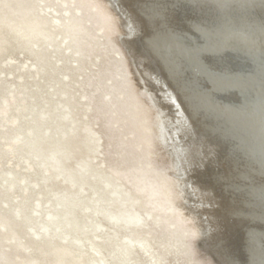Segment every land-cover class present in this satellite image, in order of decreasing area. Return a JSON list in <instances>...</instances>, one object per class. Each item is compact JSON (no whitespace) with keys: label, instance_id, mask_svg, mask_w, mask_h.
Masks as SVG:
<instances>
[{"label":"rangeland","instance_id":"1","mask_svg":"<svg viewBox=\"0 0 264 264\" xmlns=\"http://www.w3.org/2000/svg\"><path fill=\"white\" fill-rule=\"evenodd\" d=\"M124 3L133 12L128 1L124 0ZM19 4L22 10L33 7L35 15L46 20L53 39L49 43L41 40L29 45L23 39L19 38L18 42L9 37V47H21L23 53L10 51L1 57L0 78L4 81L6 92L26 91L32 110L51 114L48 125L53 127V141L66 139L75 151L78 150L73 163H87V171H82L81 167L74 171L79 177V186L85 185L88 191L79 193L76 189L74 195L79 205L78 219L92 226L89 229L92 238L102 242L111 237L109 250L118 248L119 254H123L125 246L129 245L130 250L123 254L126 264H215L209 257L207 260L201 258L197 250L187 248L189 230L182 231L176 246L161 260L155 257V249L146 251L141 248L142 243L150 238L168 240V232L175 226L172 220L168 222L166 212L140 209V205L148 199L150 186L160 181L161 177L169 180L180 177L189 185V208L200 218L205 235L202 249H206V244L215 234L213 229L219 225L218 231L233 236L232 244L240 249L244 230L255 225L244 220L228 221L222 214L226 205L221 191H213L199 174L200 162H207L212 176L225 173L224 151L216 140L197 134L192 124L189 128H183L177 109L170 110L160 99L161 91L156 92L147 83L145 78L151 71H158L159 76H163L144 46L137 53L132 51L133 45L127 40L129 30H124L122 23V20H127L122 5H114L121 20L119 17L110 18L104 11L111 7L108 0H20L11 9ZM70 21L81 26L76 37L79 40L77 48L74 47L73 35L69 36ZM143 53L144 59L140 61L138 58ZM38 57L46 61V71L36 75L34 64ZM137 72L142 76L140 80L136 78L139 75ZM162 80L165 81L164 78ZM139 86L151 92L152 104L155 109L162 111L164 121L168 124L169 148L173 150L176 147L182 151L180 176L170 167L171 159L166 157L165 148L161 147L164 138H161V142L157 138V149L156 136L152 137V133L155 122L156 125L159 123L158 117L150 106L141 105ZM200 142L205 145L202 148L205 153H201L199 162L193 153ZM205 157L207 161L203 162ZM161 160L168 171L161 169ZM62 179L61 175L52 183L56 185V192L61 194L67 191L68 185ZM1 184L3 179H0ZM197 184L202 188L208 186L209 191L206 190L203 196L209 202L197 203L199 189L196 191L193 188ZM98 209L103 218L101 223H98ZM99 224L103 226L97 228ZM130 240L132 243H129ZM7 244L5 239H0V248L9 258L11 255ZM74 244L85 250L89 247L87 241L83 245L78 241H74ZM34 250L27 247L20 254H30ZM236 257L241 261L245 259L240 252Z\"/></svg>","mask_w":264,"mask_h":264},{"label":"bare ground","instance_id":"2","mask_svg":"<svg viewBox=\"0 0 264 264\" xmlns=\"http://www.w3.org/2000/svg\"><path fill=\"white\" fill-rule=\"evenodd\" d=\"M11 1L13 2L12 4H10ZM95 1L99 2L101 0ZM108 1L111 7H108L107 10L104 9L108 13V16L112 19L119 17L122 20L121 15L114 8L115 3H120L124 9L123 12L127 16V20H122L124 30L127 28L133 32L134 37L138 36L139 24L141 25L142 23L137 16L138 14L130 12L126 8L124 0ZM215 1L218 4V11L220 12V15L217 16L219 18L217 21L215 18V21L207 22V24H200V22L194 20L191 22L197 35H200L202 39L210 40L209 44L205 46L207 47L206 51H213V54L220 56L221 53H224L225 49H229L245 54V56L255 57L257 63L261 59H264V20L257 13L253 14V16L249 15L250 9H246L248 8L246 4L251 1ZM226 1L235 2L237 7H227L228 9H225ZM19 2L20 0H0V60L1 57L7 55L10 51H21L23 53L21 47H9L11 41L9 37L18 40V42H20L19 38L23 39L22 41L29 42V45L37 44L41 40L43 43H49L53 39L52 33L47 29L46 20L35 15L36 12L33 11V7L22 10L19 4L11 9L14 3L18 4ZM141 3L159 6L155 2L142 1ZM159 7L162 9L164 2ZM234 11L241 12L244 15L242 17L239 13L234 15ZM80 29L81 26L79 27L74 21H70L68 32L69 36L73 35V43L76 48L79 47V40L76 37L80 33ZM184 36L188 37V39L190 38V40L197 39L192 31L180 29L171 33L158 31L156 34L147 36V39L150 48L167 63V67L171 65L174 67V65L178 64L172 60L173 58L167 48H171L174 52L176 50V40ZM175 52L179 53V51ZM200 52H202L201 49ZM125 53L127 54L126 51ZM187 56L200 69L201 67H208L212 76L213 73H216L217 70L213 69L211 65H204L202 61L197 63V57L194 58L191 52ZM142 57L141 55L140 58ZM5 64L9 65V63ZM34 67L36 68V75L43 74L46 71V61L38 57V61L34 64ZM171 71L169 68L170 76L172 75ZM236 73H239V71H236ZM248 73V71L241 72L238 77L237 75L232 78L229 77L232 82L226 80V83H222L220 77H214L212 89L204 90L201 93H196L192 90L190 97H195L196 100L202 101L203 103L201 102L200 105L206 101L204 105L207 111L213 110V114L222 115L224 125L230 128L233 133L235 132L234 138L237 140V146L248 151L245 156L250 155L253 158L250 163L251 169L254 168V170L257 171L258 169L260 171V168L264 165V104L260 105L258 104L260 101H256L254 104H249L245 108L241 107L242 109L239 108V110L232 112L229 108H222L215 101H212V99L214 100L213 96L216 91H226L228 88L238 92L247 91L258 97L264 96V84L261 87H256L253 82L249 81V77L253 78V75L249 74V77H243V75H247ZM141 77L140 74L136 75V78L139 80ZM148 77L153 78L160 85L164 82L162 80L163 77L159 76L158 71H151ZM172 78L175 79L174 76ZM255 79H252V81H255ZM139 89L138 94L140 95L141 105L144 107L150 106L156 118L158 117L159 123L156 125L155 122V127H153L155 135L152 133V137L156 136L157 149V138L160 139V142L164 138L162 142L163 146L161 147L165 148L166 157H170L171 159L172 164L170 167L179 173L180 176L182 174L180 169L183 167L180 168L182 151L180 152L176 147L173 150L169 148L168 124L164 121L162 111L155 109V106L151 102L152 94L146 87L139 86ZM161 93L167 99L177 100L175 99L174 90L171 88H162ZM27 95L28 93L23 90H10L6 92L4 81L0 78V179H3V184L0 185V226L2 227L0 239H5L8 242V253L11 255V257L7 258L8 256L0 248L1 263L126 264V257L123 254H127L130 250L129 245L125 246L123 254L121 252L119 254L118 248L109 250L108 246L111 244V237L106 238L102 242H97L90 235L91 231L89 229L92 226L82 223L78 219L77 211L79 205L76 202L74 193L76 189L79 193H86L88 189L85 185L79 186V177L74 170L77 169L78 171V168L81 167L82 171H87L89 167L86 166L87 163L85 162L73 163L78 150L76 149L75 151L66 139L60 142L53 141L51 129L53 127L48 125L52 117L51 114L38 113L32 110L26 97ZM15 109L18 111L15 112ZM44 125H46V129H41ZM149 130L151 131L152 128H149ZM70 132L72 133L73 130ZM213 158L215 157L213 156ZM160 166L162 167L161 169L168 171L164 167L162 160ZM247 166L246 164L242 166L234 164L233 168L227 166L225 173L221 174V179L226 182L225 186H228V188L242 187L241 189H244V191L246 189L250 199L245 197L242 202L247 204L248 209L255 205V202L252 201L253 197H255L257 206L260 205L264 209V202L261 199L256 200L258 196L264 195V180L254 181L252 179L246 181L247 183L239 182L241 180L239 179L240 177H243L245 180L249 178L246 175ZM235 168L238 170H234ZM168 174L172 175L170 172ZM61 175L63 176L62 180L68 183L67 191L62 194L56 192V185L52 184L53 180L61 177ZM166 183L167 185H165ZM164 185L165 188H163ZM188 186V183L180 177H175L171 180L161 177L160 181L152 183L147 194L148 199L140 205V209L166 212L169 216L168 222L172 220L175 226L174 229L168 232V240L150 238L142 243L141 248L146 251L155 249V257L161 260L173 246H176V242L179 241L182 231L189 230L190 235L187 238L189 242L187 248L197 250L201 258L207 260V257H209L215 264H226V260L217 258L218 252L215 246L219 239L215 241L212 247L209 245V249H202L200 246L205 235L200 218L189 208L191 193ZM193 188L196 191L200 190H198L200 196L197 203L203 204L209 202V199L203 196L207 192L208 186H205L204 189L197 184ZM35 189L38 190L35 191ZM173 194H175V197H173ZM96 211L98 212V223H101L103 220L101 218L102 214L99 209ZM231 214L236 216L234 211H231ZM263 215L264 212L263 214L262 212H258L255 215V219L263 217ZM213 217L216 218V216ZM137 219L141 220L139 217ZM219 223L217 224L219 225ZM101 226L103 225L99 224L96 227ZM255 227L248 228L249 236L246 245V249L249 250L248 261L246 259L243 261L236 260L237 258L231 255L228 257L229 262L227 263L264 264V230ZM74 241H78L82 245L84 241H87L89 247L86 250L78 248L74 244ZM129 243H132V241L130 240ZM27 247L35 249V252L24 255L20 254Z\"/></svg>","mask_w":264,"mask_h":264},{"label":"water","instance_id":"3","mask_svg":"<svg viewBox=\"0 0 264 264\" xmlns=\"http://www.w3.org/2000/svg\"><path fill=\"white\" fill-rule=\"evenodd\" d=\"M127 1L130 9L134 12V14H138L137 16L142 22L141 25L139 24L138 36L134 37L133 32L128 29L129 34L127 35V40H129L133 45L132 51H140L144 46L150 57L154 60V63L159 66V73L165 80L164 82L160 80L162 82V84L160 85L157 84V81H155L153 78L146 77L145 79L147 80V83L154 90H156V92H160L162 88L167 89L166 86H169V88L174 90V94L176 95L175 99L178 100L182 107L179 106L177 100L167 99L163 94L160 95L162 103L167 105L172 111H176L177 109V114L180 116L183 128H189L190 124H192L194 128H196L197 134H200L201 136L211 137L212 139L216 140L218 146L224 151V162L226 167L230 166L231 168H233L234 164L241 166L245 164L248 165L246 169V175L249 178L245 180L243 177H240V183H247L246 181L252 179L254 181L264 180V165L262 166V168H260V171L258 169L257 171L254 170L253 167V169H251L250 163L252 162L253 158H251L250 155L245 156L248 151L237 146V140L236 138H234L235 132L233 133L230 128L224 125V119L222 118V115H218L216 113L213 114V110L207 111L205 108L206 106L204 105L206 101H204V104L200 105L202 101H198V99L196 100L195 97H190V93H192V90L196 93H201L204 90H209L210 88L212 89V82L213 80H215L214 77H220L222 83H226V80L231 81L229 77L232 78L235 77V75H237L238 77L239 73H244L247 71L249 73L247 75H243V77L247 78L249 77V74L253 75V78L249 77V81L253 82L256 87H261V85L264 84V59H261L257 63L255 61V57L245 56V54H242L238 51H231L229 49H225L224 53H221L220 56H217V54H213V51H206L207 47L205 46L209 44L208 42L210 40H206L204 38L202 39L200 35H197V32L195 33L193 24L191 22L192 20H194L200 22V24H207V22L209 23L215 20L217 21L219 19L217 16L220 15V12L218 11L219 7L215 0ZM142 1L155 2L158 3L159 6H161V3L164 2V7L160 9L161 7L159 6H150L147 3H141ZM250 1V3L246 4L248 6V8L246 9H250V11H246L251 16L257 13L258 16L264 20V0ZM137 4L139 7L137 6ZM227 7H237V4L235 2L226 1L224 8L228 9ZM160 12L162 15L160 14ZM238 13L241 17L242 15H244L238 11L233 12L234 15ZM179 29L190 32L192 31L193 35L197 39L190 40V38L188 39V37L186 36L177 39L175 45L176 50L174 48L173 50L179 51V53L175 51L173 52L171 48H167L169 49V54H171L173 58L172 60L176 61V63L178 64L176 66L174 65V69L173 65L167 67V63H165L164 60H162L157 54H155L156 52L152 48H150L147 36L156 34L158 31L171 33ZM200 49L202 52L199 53ZM189 52L192 53V56H194V58L197 57V63L202 61L204 65H211L213 69L217 70L216 73H213L212 76L210 68L204 66L206 68L205 70V68L201 67L200 69L199 67L195 66L196 63L193 60H190V58L187 56ZM142 56H144V53ZM138 59L142 61L144 57ZM169 68L172 70L171 76L169 73ZM236 71H239V73H236ZM172 76H174L175 79H173ZM252 79H255V81H252ZM214 94V100L212 99V101H215L218 105L222 106V108H229L232 112L234 110H239V108L241 107L245 108L246 106H249V104H254L256 101H260L258 102V104L260 105L264 104V96L258 97L257 95H252V93L250 94L247 91L238 92L234 91L231 88H228V90L226 89V91H216V93ZM243 111L245 112V110ZM202 142H200L198 149L193 153L197 161H199V159L201 158L200 153H203L202 148L205 146ZM207 157H205V160L203 162L207 161ZM200 163L201 166H198L199 174L202 177L203 181L206 182V184L210 185L213 188V191H217V189L221 191L220 193L224 198V206L226 205L225 209L222 210V214L224 215V217L230 222L232 220H240L241 222L244 220L248 224H253L258 229L264 230V215L263 217L255 219V215L258 212H262V214L264 212V209H262L260 205L257 206L255 197L252 198V201L255 202V205L253 204L254 206H252V208L249 207L248 209L247 204L242 202L245 197L247 199H250V196H248L246 189L244 191V189H241L242 187H226V182L221 179V175L218 176L214 174L212 176L210 174L211 169L207 167V162L203 164L202 162ZM234 170L238 169L235 168ZM260 199L264 202V195L258 196L256 200ZM231 211H234V214L236 216L231 214ZM219 229L220 225L216 226V229H214L215 234L212 235L210 241L208 242V244H206V248L209 249V245L212 247V245L215 244V241L219 239L217 245L215 246L218 252V259H224L229 262L228 257L233 255L234 258H237L236 260L241 261L240 258L236 257V255H238V253L240 252L247 260L249 257V250L246 249L247 238L249 236L248 229L244 230L243 238L240 242V249L232 244V242L234 241L233 236L223 235L220 231H218ZM201 245H204L203 242L202 244H200V246ZM227 262L226 264H229Z\"/></svg>","mask_w":264,"mask_h":264}]
</instances>
